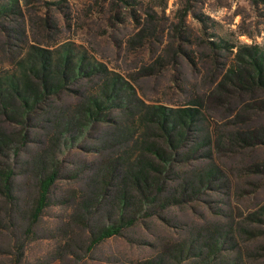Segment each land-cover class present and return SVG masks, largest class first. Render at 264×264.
Masks as SVG:
<instances>
[{
  "label": "rangeland",
  "instance_id": "374dc122",
  "mask_svg": "<svg viewBox=\"0 0 264 264\" xmlns=\"http://www.w3.org/2000/svg\"><path fill=\"white\" fill-rule=\"evenodd\" d=\"M2 4L9 6L0 16V76L18 75V65L32 47L56 51L70 45L73 55L85 54L128 82L133 104L125 108L123 93L116 102L123 104L114 106L104 121L67 141L59 120L103 83L101 74L83 73L42 104L26 128L0 115V127L14 139L22 132L28 136L18 154L10 151L2 159L15 176L13 199L0 195V264H138L163 256L173 263L175 246L200 245L219 233L228 240L222 241L223 251L213 264H264V227L251 220L264 207V145L249 146L239 139L249 131H264V91L243 89L236 78L221 86L237 66L241 48L264 50V0H0ZM137 101L172 109L198 103L203 113L201 130L192 139L208 136L209 143L190 161L173 165L165 195L177 193L209 166L219 173L199 196L188 191L183 203L142 218L88 252L93 231L108 223L112 206L83 210L78 205L96 186L100 168L134 153L136 139L145 132ZM41 158L56 163L60 177L50 206L31 226ZM87 212H92L88 218ZM199 262L192 256L182 263Z\"/></svg>",
  "mask_w": 264,
  "mask_h": 264
},
{
  "label": "trees",
  "instance_id": "16d2710c",
  "mask_svg": "<svg viewBox=\"0 0 264 264\" xmlns=\"http://www.w3.org/2000/svg\"><path fill=\"white\" fill-rule=\"evenodd\" d=\"M14 1V0H13ZM9 4L0 5V16L8 11ZM237 66L230 69L221 86L232 78L239 81L243 89H260L264 91V50L241 48L237 54ZM18 75L0 76V115L8 122L18 123L27 127L28 121L40 106L50 97L59 94L79 74L94 76L101 74L103 83L96 94L83 99L77 108L59 120L58 129L61 136L75 141V132L83 135L87 128L95 122H102L116 103L122 98L125 108L132 106L133 87L118 75H111L103 64H93L87 56L73 55L71 46L64 45L61 49L51 51L32 47L28 57L19 63ZM139 123L145 132L136 139L134 155L128 153L116 162L105 164L97 175L96 186L78 207L88 210L90 207L101 209L112 206L108 223L97 227L92 233L87 247L90 252L109 239L120 237L123 232L134 227L144 217L156 215L169 206L183 203L188 191L194 196L203 188H210L218 176L219 169L209 166L194 174L186 187L181 185L180 191L173 195H165L169 175L176 162H188L194 158L209 138L195 141L192 139L203 113L200 105L189 104L176 109L165 106H148L137 101ZM73 134L71 138L70 134ZM26 133L8 134L0 127V195L8 201L13 199V167L2 161L10 151L18 154L27 142ZM240 141L249 146L264 145V131H249L240 134ZM210 139V138H209ZM65 140V142H66ZM194 140V141H193ZM193 141L192 145L189 143ZM186 150V151H184ZM40 171L37 174V200L31 214V226L36 224L50 206V194L60 177V168L54 163L40 159ZM189 198V196H187ZM114 211V213H113ZM92 212H87L88 218ZM251 220L264 227V207L251 217ZM81 222V219H77ZM87 224V223H86ZM228 240L226 233L207 237L202 244L197 241L183 242L172 250L173 263L165 256L138 264H183L192 256L200 259L199 264H213ZM197 244V245H196Z\"/></svg>",
  "mask_w": 264,
  "mask_h": 264
}]
</instances>
